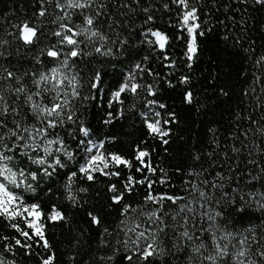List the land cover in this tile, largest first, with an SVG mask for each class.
Returning <instances> with one entry per match:
<instances>
[{
  "label": "trees",
  "instance_id": "trees-1",
  "mask_svg": "<svg viewBox=\"0 0 264 264\" xmlns=\"http://www.w3.org/2000/svg\"><path fill=\"white\" fill-rule=\"evenodd\" d=\"M68 3L0 0V41L6 42L0 44V95L16 108L6 117L8 127L15 121L41 127L25 103L26 95L38 91L34 80L41 73L51 74L56 68L61 79L75 77L78 93L72 96L67 80L60 89L59 100L67 98L69 105L62 113L64 122L48 130L46 139L62 143L51 145L47 164H32L19 151L7 153L15 155L8 164L14 172L24 169L37 175L35 180L18 176L17 183L24 179L19 187L2 177L0 182L21 205L38 206L43 239L28 226L26 216L0 215V264H44L49 257L50 264H237L236 253L242 249L247 252L239 258L244 264H264L259 254L264 251V4L187 0L185 8L178 0H92L81 9ZM192 8L197 20L189 24L200 27L195 33L197 51L189 60L191 37L183 16ZM86 16L94 18L92 26L85 24ZM24 23L37 30L30 44L20 38ZM84 28L88 32L73 36L80 55L71 57L74 46L61 43L62 36L55 33L72 35ZM91 31L100 35L89 37ZM153 32L167 37L163 49ZM49 49L60 55L49 57ZM9 71L15 74L11 79ZM130 76L134 77L130 83L141 87L115 97ZM21 85L26 91L17 99L14 89ZM55 96V91L44 94L42 103L51 106ZM157 120L166 136L149 129L148 124ZM81 128L88 130L87 135ZM101 142L99 151L107 157L108 167L99 162L103 172H92L89 180L80 168L89 159L87 148ZM140 152L147 155L138 159ZM111 155L131 166L115 164ZM56 159L62 166L55 165ZM44 168L51 174L45 175ZM193 186L211 199H202ZM150 194L157 200L147 201ZM116 196L122 197L119 202ZM168 196L183 199L176 203L159 199ZM181 205L194 211L177 216ZM152 212L167 227L153 225L146 215ZM205 212L215 217V223ZM57 213L62 218L52 219ZM136 225L137 232L164 227L156 238V254L147 260L136 249L150 241L132 243L137 236L129 230ZM185 229L193 240L180 235ZM217 243L227 245L228 254L214 262L205 259L216 255ZM200 244L205 247L195 253Z\"/></svg>",
  "mask_w": 264,
  "mask_h": 264
},
{
  "label": "snow or ice",
  "instance_id": "snow-or-ice-1",
  "mask_svg": "<svg viewBox=\"0 0 264 264\" xmlns=\"http://www.w3.org/2000/svg\"><path fill=\"white\" fill-rule=\"evenodd\" d=\"M92 0H87V3H81L79 0H76V2H73V0H69L68 6L72 8H85L89 4H91ZM178 2L183 5L185 8L188 7L187 5V0H178ZM257 3L264 4V0H256ZM59 6V5H58ZM40 15H44V12L41 11ZM197 20V12L195 8H192L189 11H186L183 16V24L187 26V30L189 33V36L191 37L189 45H188V52L186 55L188 56L189 60H192L194 54L197 51L196 47V30L200 27L199 24L197 23H192L189 24V21H196ZM85 24L87 26H92L94 23V18L90 16H86L84 20ZM61 28H67L66 25H61ZM68 32H72L71 28L67 29ZM21 35L20 38L26 43L30 44L34 41V39L37 36V30L30 26L28 23H24L20 29ZM88 32L87 28L81 29L79 32H75L72 35H63L62 32H56L55 35L57 36H62V41L61 43H67L68 45H73V49L70 51L69 56L71 57H77L80 55V52L77 51V48L79 46V41L73 38V36L81 35L82 33ZM154 37H156V40L159 44V47L163 49L165 47V44L167 42V37L163 35L160 32H153L151 33ZM201 35L203 33H200ZM100 34L96 31H91L89 33V37H96L99 36ZM100 39H104V37L100 36ZM6 43L3 41H0V44ZM96 52H101V48H96ZM0 55H3V53H0ZM47 55L49 57H58L60 55L59 51L55 49H49L47 51ZM64 65L68 64L67 58L64 60ZM139 67V65H137ZM15 76V74L11 71L7 72V78L11 79ZM61 73L59 72L58 69L53 68L51 70V74H43L41 73L38 79L34 80V84L37 87L38 91L35 92L34 94L31 95H26L25 97V103L30 104L31 111L33 115L36 117V119L40 122L41 127H26L23 124H21L20 121H15L14 126L12 128L8 127V121L6 119L7 115L12 112H16L15 107H10V105L5 101V98L3 95H0V177L3 178L4 181H8L10 184H15L17 187L20 186V184L24 183V179H20L19 183H17L18 176L20 178L26 177V175H31L32 179L35 180L37 178V175L35 172L31 173H26L24 169H20L19 173L14 172L10 167H8V164L15 159V155H8L7 153H16L19 151V154L21 156L27 157V159L35 165L38 166H44L47 164V156L51 155L52 148L51 145L53 144H61L62 141L60 140H48L46 139L48 135V130L49 129H54L56 128L59 124H62L64 122V116L62 115L63 110L68 107L69 105V100L67 98H64L63 100H59V95H60V89L64 85L65 81L67 80L68 84L72 85L73 91H72V96L75 97L78 95V93L75 91V77H72L71 80H68L67 77H64L63 79L60 78ZM97 75V79H98ZM19 79V78H17ZM134 77H129L128 80L125 81L120 86V89L114 93L115 97H119L121 92H124L126 90H131L133 93L136 92L138 87H141V85H137L135 83H130L131 80H133ZM95 87V85H93ZM17 99L20 98V94L25 93L26 89L23 85L20 87L14 89ZM50 91H55L56 96L53 97V103L51 106L47 104L42 103V98L44 97V94L50 92ZM149 92L151 93V89L149 88ZM36 97H40L41 100H37ZM187 99L191 100V93L188 94ZM160 107H164L163 105H160ZM158 115V114H157ZM68 120H72L73 117L72 115L67 116ZM167 123V121H165ZM160 121L157 120L154 124L149 123L148 127L149 129L154 132L158 133L161 136H166L167 132H164L161 130L159 127ZM81 132H83L85 135H87L88 130L86 128H81ZM5 139H9L11 141V144H6L4 143ZM167 143V141H165ZM42 145H44L42 147ZM103 147V142L99 146L93 145V148L97 150V155L92 156L86 163V165L82 166L80 168V171L84 173L89 180L93 179L92 172L94 171H101L103 172V168L99 167L98 162H102L104 164V168L108 167L107 163V157L104 156L102 152L99 151L100 148ZM62 149L61 148H56V152H60ZM90 152L93 150L92 148L88 149ZM43 151L45 153L44 156H40L38 158H33L31 153ZM67 155L71 156V153H67ZM147 153L145 152H140L139 156L137 157L138 159L141 157L146 156ZM111 160L115 164H124L127 166H131L128 161L123 160L120 156L118 155H111ZM55 165H61V162L59 159L55 160ZM48 167H53V165L49 164ZM139 171V169H138ZM149 171H153L149 167ZM44 174L45 175H50L51 173L48 172L47 168H44ZM107 174V173H105ZM75 175V173H73ZM71 179V177H70ZM132 181V177H129V182ZM139 183H144V181H139ZM207 183V181H205ZM151 186V185H149ZM28 187H31L30 185ZM213 187H220L219 185H213ZM115 189L113 188V191ZM193 192L199 191V196L204 199V200H210L211 197H208L207 194L199 190L196 186H193L192 188ZM121 196H116L114 197V200L119 202L121 200ZM161 201L163 199H168L172 201L173 203H176V201L183 199V197H160L159 198ZM19 200V197L15 196L13 193L9 192L5 183L0 182V215H5L9 219H14L17 216L22 215L23 213H28L30 216L36 217L37 219L40 216V212L38 210L37 205H31L30 208L25 207L23 208V213L20 211L19 208L13 209L12 206ZM147 201H156L157 198L154 197L153 195H148L146 197ZM128 210V206H125V211ZM185 210L188 212H193L194 209L187 207L186 205H181L180 206V212H178L176 215H180L183 213ZM135 211V209H133ZM159 211V209L157 210ZM150 217V222L155 225L157 222L160 224L164 225V220L162 217L157 216L156 212L148 213L146 214ZM203 215L207 216L209 221H212L215 223V217L213 215H210L208 212H205ZM220 213L217 212L215 213V216H219ZM52 219L56 218H62L59 217V214L57 213L56 216L51 217ZM175 219V217H173ZM37 219H34L29 222L28 226L30 228L34 229V234L36 236L41 237L43 239V231H42V225L37 223ZM94 222L96 221V218L93 217ZM187 219H185V225L187 224ZM14 228H17L18 231L21 232V235L29 237L28 232L22 231L19 229L18 225L13 224L12 225ZM140 227V225H136L134 228H131L129 231L135 232L137 239L133 241L132 243L139 245V242L141 240H148L150 241L147 243L146 247H137L136 251L141 254L142 259L147 260L148 257L153 256L157 252V247H156V238L159 232L164 231V227H167V225H164V227H160L158 229L153 228L151 231L149 229H144L142 231L137 232V229ZM180 235L187 240H193L194 237L189 233L188 230H184ZM231 234L228 233L226 234L223 239H228ZM255 238V237H253ZM17 244H20L21 242L19 240L16 241ZM247 243V239L242 240L241 244ZM45 246L47 247V242L45 241ZM204 244H200L197 248H194L193 251L195 253H199L200 249L204 248ZM228 254V248L227 245L221 246L220 244H216V255H209L205 257V259L210 260V261H215L218 256H224ZM262 257H264V251H261L259 253ZM247 256V252L245 250H240L239 252L236 253V258H237V264H244L243 258ZM127 259L131 260L132 257L129 256ZM51 257H49L48 260L44 261V264H50ZM250 264H255V262H250Z\"/></svg>",
  "mask_w": 264,
  "mask_h": 264
},
{
  "label": "rangeland",
  "instance_id": "rangeland-1",
  "mask_svg": "<svg viewBox=\"0 0 264 264\" xmlns=\"http://www.w3.org/2000/svg\"><path fill=\"white\" fill-rule=\"evenodd\" d=\"M155 122H156V121H155ZM155 122H150V123H153V124H154ZM159 127H160V124H159ZM98 163H99V162H98ZM25 207H28V206L21 205V204L18 203V202H16V203L12 206L13 209H15V208H19L20 211H21L22 213H23V208H25ZM28 208H30V207H28ZM22 215L26 216V217L28 218L29 222L32 221V220H34V219H37L36 217L30 216L28 213H23ZM37 223H38V219H37Z\"/></svg>",
  "mask_w": 264,
  "mask_h": 264
},
{
  "label": "built area",
  "instance_id": "built-area-1",
  "mask_svg": "<svg viewBox=\"0 0 264 264\" xmlns=\"http://www.w3.org/2000/svg\"><path fill=\"white\" fill-rule=\"evenodd\" d=\"M96 146H98V144H96ZM92 148L93 150L90 152L88 149ZM87 151L89 152V159L94 156V155H97V150L95 148H93V145H90L88 148H87ZM88 159V160H89Z\"/></svg>",
  "mask_w": 264,
  "mask_h": 264
},
{
  "label": "water",
  "instance_id": "water-1",
  "mask_svg": "<svg viewBox=\"0 0 264 264\" xmlns=\"http://www.w3.org/2000/svg\"><path fill=\"white\" fill-rule=\"evenodd\" d=\"M20 35H21V33H20Z\"/></svg>",
  "mask_w": 264,
  "mask_h": 264
}]
</instances>
